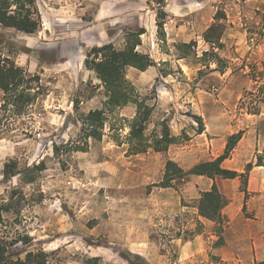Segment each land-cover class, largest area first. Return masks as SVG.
I'll use <instances>...</instances> for the list:
<instances>
[{"label": "rangeland", "instance_id": "obj_1", "mask_svg": "<svg viewBox=\"0 0 264 264\" xmlns=\"http://www.w3.org/2000/svg\"><path fill=\"white\" fill-rule=\"evenodd\" d=\"M35 1L42 21L37 33L0 26V57L38 74L45 89L0 136V203L15 188L19 193L13 203L22 208L21 213L5 214L0 236L22 239L12 248L21 258L29 251H44L49 264H130L120 252L132 253L134 260L139 255L146 264H225L212 258L201 242L190 243L204 235L215 246L219 230L224 242L229 230L226 220L217 224L199 217L198 185L188 177L169 188L156 185L175 153H189V165L212 152L210 138L244 132L255 119L252 115L264 113L259 101L264 0ZM161 5L166 13L163 34L157 26ZM218 11L225 14L224 33L222 46L214 48L203 35ZM141 28L145 33L139 50L155 66L129 68L127 78L141 96H156L150 101L156 109L147 133L157 125L160 130L166 120L178 143L165 153L131 154L126 143L114 138L119 134L124 139L129 132L136 107L128 105L108 115L101 141L91 139L86 151L64 155L63 165L54 145L79 141V118L101 108L106 99L101 81L84 65L86 54L107 43L123 48L125 33ZM191 41L196 42V55L180 59L178 45ZM212 53L221 58L219 63ZM255 108L259 114L249 113ZM248 154L237 162L241 168L247 161L256 163L264 147L259 152L250 147ZM13 161L22 174L8 181L5 165ZM41 161L46 169L34 183H24L23 171ZM235 198L231 202L237 208ZM244 213L253 217L247 206Z\"/></svg>", "mask_w": 264, "mask_h": 264}, {"label": "trees", "instance_id": "obj_2", "mask_svg": "<svg viewBox=\"0 0 264 264\" xmlns=\"http://www.w3.org/2000/svg\"><path fill=\"white\" fill-rule=\"evenodd\" d=\"M163 4L164 0H159ZM158 13V33L163 34L164 21L166 16L164 5ZM225 19L223 11H218L215 20L204 33V40L211 47L222 46L221 40L224 33L222 20ZM0 26L12 28L28 35L37 33L42 26L41 15L35 0H0ZM145 29L128 30L125 33V43L123 48H116L114 44L107 43L101 46L92 47L86 54L84 65L88 70L94 71L97 78L104 87L105 101L101 108L90 110L83 114L79 120L81 130L79 141L72 143L67 142L61 145H54V155L59 158L60 162L65 165L66 160L62 157L74 152L86 151L91 139L101 141L105 135V128L108 121V115L117 109L124 108L128 105L136 107L134 118L129 121V132L122 139L121 135H115L114 138L118 144L126 143L128 151L131 154H142L149 150L157 153H165L170 146L178 143V137L171 134L170 126L166 120H163L158 130L156 126L150 134L147 133L152 122V117L156 109V96H141L135 85L127 78V70L134 68L139 71H146L148 68L155 66L153 58L139 50L142 45V35ZM196 42L181 43L178 49L181 52L180 59L186 58L192 53L196 55ZM207 54V52L205 53ZM215 62L219 63L221 58L212 53ZM170 73L165 72L164 76ZM45 89L41 83V78L36 73H30L24 68L18 66L15 61L7 57H0V92L3 93V102L0 104V136L4 135L10 128L12 119L26 115L30 108L37 100L45 94ZM156 95V91H153ZM259 101L264 106V86L259 87ZM252 114H259V108L249 111ZM113 129V127H111ZM204 129H200L202 133ZM244 132L239 131L230 135L227 139L224 152L216 159L201 162L189 170H184L178 163L168 159L165 163L163 180L159 187L169 188L173 182L178 179H185L190 175L206 176L215 181L217 177L224 179H234L240 177L242 186L247 194L248 174L253 169L254 164H247L245 173H239L235 170L226 169L222 166L227 160L239 141L242 139ZM256 166H264V155H257ZM46 169L44 161L28 167L23 171L25 174L23 182L32 184L37 180L38 175ZM5 178L10 181L22 171L18 169V163L13 161L5 165ZM19 193L18 189L13 188L9 199L0 203V228L4 225L5 214L21 213L22 208L16 207L13 203L15 196ZM40 201V200H39ZM229 204V199L221 192L216 182L211 190L201 193L197 209L199 216L223 224L226 220L223 210ZM246 210V205L243 208ZM222 228L217 233L219 239L215 246L224 244L221 234ZM22 242V239L15 238L9 241L4 236H0V264H49L47 254L44 251H29L21 258L17 251L12 248ZM121 256L130 264H146L142 257L134 256L130 252H120ZM214 259H218L212 256Z\"/></svg>", "mask_w": 264, "mask_h": 264}, {"label": "crops", "instance_id": "obj_3", "mask_svg": "<svg viewBox=\"0 0 264 264\" xmlns=\"http://www.w3.org/2000/svg\"><path fill=\"white\" fill-rule=\"evenodd\" d=\"M252 117L255 119L252 120L251 125L244 129L242 139L231 153V156L223 162L222 166L224 168L245 173L246 168H241L237 165V162L249 155L250 147L254 148L255 152H259L260 148L264 147V113L252 115ZM176 134L175 136H177ZM204 134L207 136L206 133ZM232 134L234 132H231L228 137ZM228 137L210 138L208 142L212 146V152H207V155L197 157V160L189 165H186L185 161L191 155H188L189 153L184 150L175 153L171 160L180 163L184 170H189L201 162L214 160L224 152ZM247 162L249 164L252 161ZM253 164L254 167L248 174L247 194H249V198L247 201H245L246 192L240 191L242 187V179L240 177L234 179L217 177L215 181L206 176L190 175L188 177L192 184L198 185L199 198L202 192L211 190L214 182H216L221 192L230 200L225 210H223V214L229 224L228 235L224 244L210 246V241H206L204 235H200L190 242L191 244L201 242L210 249L213 256L225 264H264V166ZM236 196L237 198H235ZM233 198L239 200L237 208L232 205L234 204L231 202ZM245 205L253 214L252 218L245 216L243 209ZM199 217L212 222L201 216ZM212 237L215 238L216 236ZM217 238L219 239V237Z\"/></svg>", "mask_w": 264, "mask_h": 264}]
</instances>
